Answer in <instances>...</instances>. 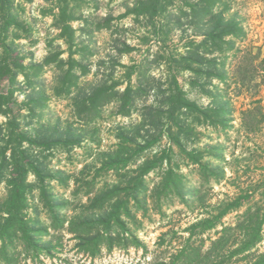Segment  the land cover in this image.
Masks as SVG:
<instances>
[{
    "label": "trees",
    "instance_id": "1",
    "mask_svg": "<svg viewBox=\"0 0 264 264\" xmlns=\"http://www.w3.org/2000/svg\"><path fill=\"white\" fill-rule=\"evenodd\" d=\"M15 1L0 0V115L5 118L0 124V185L5 192L0 202V264H44V259L52 261L51 264L67 263L66 258L58 256L63 248L61 240L52 244L54 237L61 234L70 236L67 242L73 243L71 250L82 264L87 261L94 264L104 251L111 253L115 249L142 251L144 260L147 250L138 233L144 222L150 220L149 212L162 216L163 208L175 202L188 210L192 208L187 204L189 196L197 197L192 209L200 213L180 230L169 228L173 252L160 264H264V250L259 248L264 239V148L255 144L261 148L254 160L259 172L257 178L251 177L247 182L232 179L236 181L233 194H224L215 201L209 192L199 190L188 194L179 164H172L175 148L184 165L197 171L201 188L206 186L208 191L209 183L218 185L230 179L225 172L226 165L230 167V164L221 154L222 146L207 149L196 146L202 127L222 132L225 140H229L227 130L232 127L229 122L233 110L225 66L229 57L236 58L239 51L235 48L236 42L244 35L237 15L230 14L231 0H183L181 4L185 8L182 5L176 17L166 8L171 0H136L126 15L137 20L165 19L174 24L170 31L181 29L187 33L189 30L193 34L175 53L158 51L152 55L157 66L162 65L159 61L167 60V66L158 76L147 73L144 67L139 72L133 68L123 76L126 77L123 82L122 77L113 78L114 71L105 75L107 72L99 69L95 73L96 77L100 74L99 78L88 86L82 85L79 79L89 74L90 68L74 59L72 52L66 60L59 58L58 52L45 57L42 63L24 64L17 45L6 43L11 31L21 27ZM73 19L66 7H60L56 27L69 47L77 40V33L89 37L94 31L111 26L106 19L96 27L85 22L75 29L69 24ZM184 26L187 28L183 29ZM160 33L155 36L158 43L163 41ZM80 43L84 44L81 38ZM257 57L258 53L254 55ZM246 59L250 65L254 61ZM52 64L61 71L52 94L69 99L78 121L96 123L108 107L126 119L116 129L115 144L97 156L92 171L84 174L81 170L73 179L72 196L85 198L86 204L80 205V211L74 210L72 215L65 210L68 202L50 184L51 180L58 181L62 189H67L69 178H62L60 171H52L47 152L50 147L44 146L42 138L34 134L33 138L29 137L28 130L21 129L19 117L23 115L15 114L12 107L21 95L25 99L21 107H26L29 116L45 108L47 98L38 84L43 66ZM241 70L237 66L231 73V80L240 81L237 96L251 91V88L242 90L247 87L241 80L244 77L240 76ZM183 72L190 75L188 86L207 98L206 106L189 99L180 84ZM214 81L225 87L220 89ZM240 116L239 130L252 141L251 136L264 124V99L252 98ZM80 132L70 126L56 141L62 146H77ZM74 137L75 144H67ZM163 139L168 147L150 156L149 151ZM45 152L49 154L44 155ZM233 161L240 164L244 160L234 158ZM221 162L223 168L219 166ZM156 172L158 182L150 179L155 184L149 188L146 180ZM29 176L34 180L29 181ZM78 177H90V180L78 186ZM102 178L114 180L110 185L100 186L98 180ZM255 196L260 201L256 208L251 205ZM33 198L47 215V227L38 219L35 209L33 214L29 213ZM180 213L184 210H175L172 214ZM232 214V220L225 222ZM44 237H49L47 242H42Z\"/></svg>",
    "mask_w": 264,
    "mask_h": 264
},
{
    "label": "rangeland",
    "instance_id": "2",
    "mask_svg": "<svg viewBox=\"0 0 264 264\" xmlns=\"http://www.w3.org/2000/svg\"><path fill=\"white\" fill-rule=\"evenodd\" d=\"M135 2L136 0H16V15L21 27L18 30L11 31L6 43L13 42L14 45H17L26 65L42 63L45 57L55 55L58 52L61 53L59 58L66 60L69 52H72L74 59L79 60L83 66L90 68V73L81 76L79 79L84 86H88L97 77L99 78L100 74L97 77L95 75L99 69L107 72L105 75H108L110 71H114L113 78L119 79L122 77L123 82H126V77L124 79L123 76L128 72H132L133 68H135V72H139L144 67L145 70L147 69V73L158 76L157 74L167 66V60L159 61L162 65L157 66L152 55H155L158 51L175 53L193 33L189 30L187 33H182L181 29L170 31V27L174 24L165 19L161 21L155 17L137 20L132 15H126V12L134 6ZM182 2L183 0H171L170 4L166 5L168 12L176 17L180 12L179 8L182 5L185 8L184 4H181ZM230 4L232 7L230 14L237 15L244 35L243 39L236 42L235 48L239 49L236 58L229 57L225 66L227 76L230 79L228 80L227 91L231 98L233 110L229 122L232 127L227 130L229 140H225L222 132L217 133L210 128L202 127L200 129V140L196 146L206 149L222 146L221 154L230 164V167L228 165L225 167L226 177H230V179L218 185L209 183L208 187L211 189L208 191L206 186L201 188L197 171L194 167L184 165V162L177 156L175 148H173L174 155L172 156V164H179L180 173L185 176L187 193L191 194L199 190L200 193L209 192V194H212V201L223 198L224 194L232 195L234 192L233 186L236 184L235 180L238 178H241L242 181L245 180V182L250 180L251 177L257 178L259 172L254 165V160L260 155L261 148L259 149L255 144L264 148V124L256 135L251 136L252 141L239 130L240 112L248 108L252 98L264 99V0H231ZM60 7H66L67 14L75 18L69 21V24L75 29H79L85 22H88L92 27H96L97 24L98 26L103 24L106 19L110 20L111 26L109 29L94 31L89 37L77 33V40L69 47L66 40L59 36V29L56 27L57 21L55 22V20ZM174 17H172V22ZM186 28L187 26L183 27V29ZM157 32H162L165 35L163 37L160 33L163 38L160 43L155 37ZM80 38L84 41V44L80 43ZM256 53H258V57L254 58ZM246 58H253V63L250 65ZM53 66V64L43 66L38 84L39 89L44 91L47 98L45 108L36 111L35 116H29L26 107H21L25 102L24 97L21 95L16 97L12 107L15 114L23 115L22 118L19 117L21 129L28 130L29 137L34 134L36 138H42L44 146L50 147L47 152L50 153L49 167L52 171H60L62 178H69L66 181L67 189H62L58 181L51 180L50 184L54 188V192L68 202V208L66 207L65 210H68L69 214L72 215L74 210L76 212L80 211V205L86 204L85 198H81L79 195L72 196L73 179L77 178L78 172L81 170H84V174L92 171L94 160L103 151L115 144L116 129L118 126H123L121 123L126 119L115 115L116 110L108 107L96 123L78 121L74 118L69 99L58 98L52 94V89L57 86L61 73ZM237 66L242 69L241 74H239L244 76L241 80L245 82L247 87H241L242 90L251 88L250 93H244L245 91H243L244 94L240 96L235 93L237 92V82L240 81L237 78H234L235 81L231 80V73ZM19 79L21 80V77ZM189 80L190 75L183 72L180 77V84L189 99L195 101L199 106H206L207 98L198 94L196 88L189 87ZM132 83L134 82L132 81ZM217 83L216 81L213 82V84ZM223 87L225 86L219 84L220 89ZM251 94H254V97ZM4 122L5 118L0 115V124ZM70 126L75 130H81L79 145L62 146L58 144V141H56L58 135L64 134L66 128ZM74 142H76L75 137L69 139L67 144H75ZM167 147V141L163 139L161 143L149 151V154L152 156L155 153H160L161 150ZM47 152L44 155H48ZM234 158L244 161L235 164ZM212 162L216 163V160L213 159ZM139 163L140 161L137 164ZM219 166L223 168L224 164L221 162ZM229 168L231 169L229 170ZM158 176L159 173L156 172L148 177L146 181L149 188L152 184L158 182ZM244 176H246L245 179H243ZM152 178L157 179L154 180L155 183L150 182ZM86 179L89 181L90 177H86ZM86 179L78 177V186H82L83 183L87 182ZM28 180L33 181L34 178L29 176ZM113 180V178H102L98 182L100 186H103L104 184L110 185ZM4 197L5 192L3 186L0 185V202ZM186 199L187 204L193 208L197 197L193 199L189 196ZM251 205L255 208L260 206L257 196L254 197ZM30 208L29 213L33 214V209H35L38 219L47 227V215L40 208L36 198L31 200ZM192 208L187 210L175 202L171 206L163 208L162 216L149 212L150 220L144 222L142 231L138 233L147 250L144 260L142 259V251L137 252L132 249L123 252L115 249L111 253L104 251L102 256L95 260L94 264H160L166 262V258L173 252L172 245L169 244V241L173 238L167 231L171 227L180 230L192 221L194 215L197 212L200 213L198 209ZM181 209L184 210L183 214H172L175 210ZM233 217L234 214L228 216L224 221L229 222ZM69 237L67 234L56 235L52 244L56 240H61L63 248L59 249L58 256L61 259H67V263L63 264H82L80 258L71 250L73 243L67 242ZM48 238L44 237L42 242H47ZM160 240L167 243L163 244ZM161 243L162 245H158ZM259 248L264 250V239ZM43 262L44 264H51L52 261L44 259ZM86 264H89L88 261Z\"/></svg>",
    "mask_w": 264,
    "mask_h": 264
}]
</instances>
